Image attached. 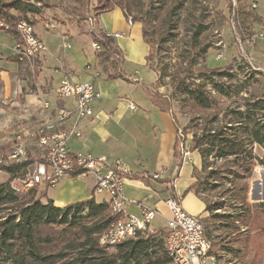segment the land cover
Returning <instances> with one entry per match:
<instances>
[{
	"label": "trees",
	"instance_id": "1",
	"mask_svg": "<svg viewBox=\"0 0 264 264\" xmlns=\"http://www.w3.org/2000/svg\"><path fill=\"white\" fill-rule=\"evenodd\" d=\"M74 1L91 4L96 22L101 15L120 8L126 18L139 23L150 47L147 61L151 70V48L156 47L155 54L176 49V64L163 65L157 72L156 84L166 88L167 95L152 98V102L160 111L172 112L175 122L179 116L189 119L183 130L177 127L175 157L181 156L179 131L184 141L192 134L189 152L199 153L201 169L194 168L195 181L183 198L193 193L206 205L204 214L208 216L202 217V222L208 238L214 227L226 236L241 235L243 228L256 235L264 234L262 207L253 206L247 199L249 180L257 166H264V157L255 153L257 148L264 150V97L250 91L252 84L259 82L260 73L250 71L239 80V73L226 67L210 69L201 65L212 48L206 41L209 25L200 20L204 1ZM228 2L231 6L232 1ZM36 5L23 0H0V30L18 41L19 22L30 15H42V6ZM244 15L255 22L262 20L248 12ZM90 36L102 49L96 53L97 59L115 66L114 58L120 57V52L114 39L99 28ZM11 60L17 61L15 57ZM245 68L250 69L244 66L239 72ZM106 78L117 80L122 76L110 74ZM5 108L0 105V110ZM8 147L10 144L5 149ZM34 161L31 157L21 165H4L0 172L15 177ZM129 177L148 181L137 175L126 178ZM49 188L47 185L39 193L37 187L19 197L12 193L8 182L0 184V264H174L166 249V231L139 232L114 247L102 246L100 237L115 220L108 204L98 203L93 195L85 201L57 207L53 200H44ZM170 188L171 198L181 201ZM213 193H229L227 203L211 202ZM229 208L235 210L233 214Z\"/></svg>",
	"mask_w": 264,
	"mask_h": 264
},
{
	"label": "crops",
	"instance_id": "2",
	"mask_svg": "<svg viewBox=\"0 0 264 264\" xmlns=\"http://www.w3.org/2000/svg\"><path fill=\"white\" fill-rule=\"evenodd\" d=\"M96 28L111 36L123 35L122 38L113 37L120 52V62L117 61L115 66L109 62L101 63L95 51L93 60L79 71L73 69L69 58H65V52L71 50V45L62 43L54 48L47 45L57 31L63 36L71 33L64 31L62 25L53 30L37 23L36 33L46 44L47 52L35 63L33 85H27L25 80H22L24 76H21L32 70L27 65L11 60L17 40L0 30V105L23 111L26 116L37 119L38 125L29 128L33 130L41 124L54 121L57 108L74 109L73 100L62 102L54 95V89L65 78L74 82L94 83L102 98L94 104V116L80 122L82 138L71 141V152H86L95 157L104 156L110 161L122 160L129 168L130 174L148 179L145 182L143 179L126 178V199L142 201L147 205L146 201L153 196L164 197V201L157 200L153 209L155 208L159 215L162 214L159 209L166 207V220L170 217V211L165 204L171 198L170 187L174 188V196L181 200L182 206L188 212L204 217L206 205L195 194H188L182 202L185 192L195 181L194 168L201 169V157L197 152L190 153V160L181 161V157H175L178 125L172 112L160 111L149 96L148 92L158 78L155 71L148 66L150 47L143 38L142 27L138 24L130 27L125 13L120 8H115L99 17ZM110 74H120L122 78L107 80L106 77ZM143 99L145 102L140 109L137 101ZM44 102L51 104L49 110L43 109ZM129 103L135 104L137 110L131 111ZM64 180L71 183V199L65 202L53 200L57 207L64 208L93 197L96 183L94 176L62 179ZM79 183L80 185H77ZM97 196L94 198L98 203H107L105 196L101 195V201ZM131 209L130 212L134 213Z\"/></svg>",
	"mask_w": 264,
	"mask_h": 264
},
{
	"label": "rangeland",
	"instance_id": "3",
	"mask_svg": "<svg viewBox=\"0 0 264 264\" xmlns=\"http://www.w3.org/2000/svg\"><path fill=\"white\" fill-rule=\"evenodd\" d=\"M23 1L37 3L36 6L38 7L42 6V15L37 17L30 15L28 18L30 22L35 23V25L38 23L44 28L48 26L53 30H56L57 26L62 25V27L65 28L64 31L67 30L66 32L71 33V35L63 36L57 31L54 38H52L47 45L49 48L58 47L59 44L62 43L71 45V50L65 52V58H69V62H71L73 69L80 71L88 62L93 60L96 50L93 48V40L91 39L90 33L96 30V22H93V24L90 22L91 19H94V11L91 4L86 1L82 4H78L74 0ZM203 1L205 9L201 12L200 20L209 25V30L206 33V41L212 48L206 61L202 62L201 65H207L210 69L226 67L234 73L238 72L239 80H243L245 75L249 74L250 71L260 73V76H257L259 82L252 84L250 91H254L256 94H260L261 97H264V0H231V6L228 0ZM92 2L94 5L95 1ZM247 12L254 16L261 17L262 20L255 22L252 18L245 19L244 13ZM134 24L140 25L137 22H134ZM155 49V46L153 49L151 48V55L154 65L153 70H155L156 75H158L157 72L161 70L163 65L169 64V66L172 67L176 64L177 52L176 49L169 48L166 50L167 52L155 54ZM101 51L96 52L98 53ZM114 59L120 62L118 58ZM244 66H248L250 69L245 68V71L239 72V69ZM28 67L32 71L23 73V75H21L22 77L24 76L22 80H25L27 85H33L35 75L33 74L32 66L28 65ZM109 71L112 72L111 69ZM139 89L143 91L142 88ZM148 93L151 99L157 98L167 95V89L155 83L151 86ZM143 100H140V102L137 101L138 104L136 103L140 109H142V104L145 102V100ZM22 112L23 111L11 109L9 106L6 109L0 110V152L6 150L5 147L10 142L12 145L18 137H22L24 130L29 129L32 125H38L36 124L38 123L37 119L28 115L26 116V113ZM188 120V118L179 116L176 123L178 127L183 130ZM186 139L187 141H184L186 142L185 147L189 149L192 134H188ZM31 152L32 155L37 153L34 146ZM255 153L261 159L264 157V150H262V148H257ZM180 155L181 161L190 160V152L189 154H185L181 151ZM194 158L193 160H195ZM252 176V179L249 180V193L247 199L253 206H261L264 212V166H257ZM7 180L8 177L1 172L0 184L6 183ZM61 181L55 187L48 189L47 196L44 200L51 199L55 202H65L71 199V183H67L65 180ZM77 185H80V183ZM44 189L45 187L42 186L38 189V192L42 193ZM228 195L229 193H213L210 195L209 200L211 202L225 201V203H227L226 199ZM142 198H144V196ZM186 198L187 196L182 198V202ZM97 199L101 201V195H98ZM158 199L164 201V197L153 196L152 199L146 201L147 206L153 208L156 206L155 204ZM135 201L145 204L142 201ZM183 209L188 212L184 207ZM131 210H134V214L139 215L140 213L136 207H132ZM159 211H161L162 214L157 215L149 226L146 231L149 234L155 233L156 231H164L165 233L167 222L166 215L168 211L164 206L159 209ZM228 211L233 214L235 210L229 208ZM188 213L191 214L190 212ZM219 213H221V211H219ZM207 216L208 215L205 214L204 217ZM214 229L215 227L212 230V237L209 239L212 242V251H214V254L218 257L219 264H264V234L261 233L260 235H256V232L243 228L241 235L226 236L223 232H220V230L216 231Z\"/></svg>",
	"mask_w": 264,
	"mask_h": 264
},
{
	"label": "built area",
	"instance_id": "4",
	"mask_svg": "<svg viewBox=\"0 0 264 264\" xmlns=\"http://www.w3.org/2000/svg\"><path fill=\"white\" fill-rule=\"evenodd\" d=\"M90 22H96L91 19ZM130 27L134 25L131 17L127 18ZM8 29V28H7ZM18 41L14 49V57L21 65H31L35 74L37 59L47 52L46 44L38 37L35 26L28 20L19 22L16 28ZM109 37L122 38L115 34ZM70 46H67L69 48ZM96 51H101L98 44L93 43ZM54 95L59 101H74V109L65 107L55 110L52 122L41 124L33 130H24L10 148L0 152V167L4 165L23 164L28 159L35 158L34 163L23 168L15 177L9 174V188L15 195L22 197L35 188L49 185L54 187L63 178H79L92 175L95 178L94 195L107 198L111 215L115 218L110 227L101 235L102 246L114 247L128 239L134 238L139 232H145L155 220L158 211L147 205L129 201L124 196L126 177L130 175L129 168L120 159L108 160L106 157H95L90 153H72V140L82 138L80 122L94 116V104L102 98L101 93L92 82H74L65 78L55 89ZM129 100V99H128ZM51 104L43 103V109L49 110ZM131 111L137 110L129 103ZM181 139L180 153L189 154ZM35 147L36 154L31 149ZM188 150V151H187ZM40 158V160L38 159ZM1 173V172H0ZM158 176H155L157 178ZM170 211L165 226L166 249L174 264H219L218 257L213 255L212 242L205 233L201 216L186 212L181 202L170 198L165 202ZM136 207L139 215L130 212Z\"/></svg>",
	"mask_w": 264,
	"mask_h": 264
}]
</instances>
